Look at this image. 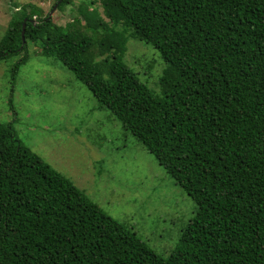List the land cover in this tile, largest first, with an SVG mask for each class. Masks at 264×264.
<instances>
[{
    "label": "trees",
    "instance_id": "obj_1",
    "mask_svg": "<svg viewBox=\"0 0 264 264\" xmlns=\"http://www.w3.org/2000/svg\"><path fill=\"white\" fill-rule=\"evenodd\" d=\"M96 1L63 26L15 5L0 60L23 53L14 76L28 42L59 60L196 213L161 257L0 121V264H264V0ZM129 38L163 59L158 91L125 63Z\"/></svg>",
    "mask_w": 264,
    "mask_h": 264
},
{
    "label": "rangeland",
    "instance_id": "obj_2",
    "mask_svg": "<svg viewBox=\"0 0 264 264\" xmlns=\"http://www.w3.org/2000/svg\"><path fill=\"white\" fill-rule=\"evenodd\" d=\"M87 1L56 6L52 22L63 26L79 17L83 7L90 10ZM56 2L0 0V39L15 5L36 6L44 16ZM95 6L102 16L98 0ZM26 51L28 60L14 76L23 53L0 60V121L10 122L22 143L167 257L194 217L196 204L59 60L41 54L32 42ZM124 60L152 91L159 90L164 61L157 49L129 38Z\"/></svg>",
    "mask_w": 264,
    "mask_h": 264
},
{
    "label": "water",
    "instance_id": "obj_3",
    "mask_svg": "<svg viewBox=\"0 0 264 264\" xmlns=\"http://www.w3.org/2000/svg\"><path fill=\"white\" fill-rule=\"evenodd\" d=\"M57 4L54 5V7L51 9V11L48 14V17H50L51 13L53 12V10L56 8ZM25 22V20H24ZM24 22L22 24V30H21V37H22V41L24 40ZM24 42V41H23Z\"/></svg>",
    "mask_w": 264,
    "mask_h": 264
},
{
    "label": "clouds",
    "instance_id": "obj_4",
    "mask_svg": "<svg viewBox=\"0 0 264 264\" xmlns=\"http://www.w3.org/2000/svg\"><path fill=\"white\" fill-rule=\"evenodd\" d=\"M57 4V3H56Z\"/></svg>",
    "mask_w": 264,
    "mask_h": 264
}]
</instances>
